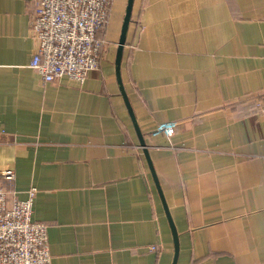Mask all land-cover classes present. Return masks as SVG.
Wrapping results in <instances>:
<instances>
[{"label": "crops", "instance_id": "crops-1", "mask_svg": "<svg viewBox=\"0 0 264 264\" xmlns=\"http://www.w3.org/2000/svg\"><path fill=\"white\" fill-rule=\"evenodd\" d=\"M113 0L82 84L29 67L34 0H0V170L37 189L49 264H264V0ZM172 124L167 136L159 126ZM157 245L159 252H148Z\"/></svg>", "mask_w": 264, "mask_h": 264}, {"label": "built area", "instance_id": "built-area-1", "mask_svg": "<svg viewBox=\"0 0 264 264\" xmlns=\"http://www.w3.org/2000/svg\"><path fill=\"white\" fill-rule=\"evenodd\" d=\"M30 22L35 51L29 67L43 84L61 77L82 84L99 68L103 40L99 33L107 22L113 0H34ZM264 115V96L254 101ZM172 124L159 126L165 135ZM1 141V135H0ZM12 169L0 170V264H49L47 227L32 219L37 189L30 187L23 200L9 199L4 182H13ZM148 252H159L157 245Z\"/></svg>", "mask_w": 264, "mask_h": 264}, {"label": "water", "instance_id": "water-1", "mask_svg": "<svg viewBox=\"0 0 264 264\" xmlns=\"http://www.w3.org/2000/svg\"><path fill=\"white\" fill-rule=\"evenodd\" d=\"M132 4H133V0H127L126 7H125V13H124V17H123L122 25H121V29H120V35H119V39H118V42H117V50H116V55H115V73H116L117 81H118V84H119V89H120L121 94L123 95V97L125 99V103H126L129 115H130L131 119L134 121V117L132 115V112H131V109L129 107V104H128L126 98H125V94H124V91H123V88H122V85H121V81H120V78H119V66H120V61H121L122 49H123V46H124V43H125L126 31H127V27H128L129 21H130ZM136 131H137L138 136H139L140 146L144 150V155H145L146 161L148 163V166H149V169H150L154 184L156 186V189H157L158 195L160 197L163 209L165 211L166 217H167L169 225H170V229H171L172 237H173V242H174V257H173L172 264H175L176 263V259H177V253H178V242H177V236H176V233H175V229L173 227L172 221H171L170 216H169V212L167 210V206L165 204V201H164L163 196L161 194V191L159 189V185H158L157 179L155 177L154 171L152 169L151 162L149 160L145 144L143 142L142 137L139 135V131L138 130H136Z\"/></svg>", "mask_w": 264, "mask_h": 264}, {"label": "rangeland", "instance_id": "rangeland-1", "mask_svg": "<svg viewBox=\"0 0 264 264\" xmlns=\"http://www.w3.org/2000/svg\"><path fill=\"white\" fill-rule=\"evenodd\" d=\"M108 43L106 41H103L102 49H101V54L104 51V48L106 47Z\"/></svg>", "mask_w": 264, "mask_h": 264}]
</instances>
